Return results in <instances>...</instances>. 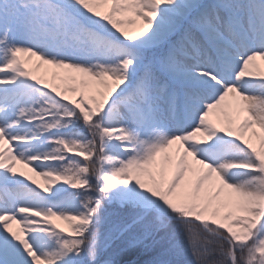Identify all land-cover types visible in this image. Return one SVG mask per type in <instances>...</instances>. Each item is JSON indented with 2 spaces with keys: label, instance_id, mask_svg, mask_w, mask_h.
Listing matches in <instances>:
<instances>
[{
  "label": "snow or ice",
  "instance_id": "6c2138e0",
  "mask_svg": "<svg viewBox=\"0 0 264 264\" xmlns=\"http://www.w3.org/2000/svg\"><path fill=\"white\" fill-rule=\"evenodd\" d=\"M0 264H264V0H0Z\"/></svg>",
  "mask_w": 264,
  "mask_h": 264
},
{
  "label": "rangeland",
  "instance_id": "374dc122",
  "mask_svg": "<svg viewBox=\"0 0 264 264\" xmlns=\"http://www.w3.org/2000/svg\"><path fill=\"white\" fill-rule=\"evenodd\" d=\"M46 68H47V66H46ZM44 69H41L40 70V72H38V73H36L37 75H44ZM53 71H62V70H55V69H50V68H48V73H49V76H48V79H49V81H50V74H51V72H53ZM51 82V81H50ZM16 169H17V171L18 172H25V173H27L28 175H32L31 173H29L28 172V169L27 168H25L23 165H17L16 166ZM34 179H36L39 183H41V184H43L44 182L42 181V180H40V178L39 177H33ZM55 223H57V224H62L65 228L67 227L66 226V224H65V222H63V221H55ZM17 226L16 225H13V228H16Z\"/></svg>",
  "mask_w": 264,
  "mask_h": 264
},
{
  "label": "trees",
  "instance_id": "16d2710c",
  "mask_svg": "<svg viewBox=\"0 0 264 264\" xmlns=\"http://www.w3.org/2000/svg\"><path fill=\"white\" fill-rule=\"evenodd\" d=\"M60 226L64 227L62 224H60Z\"/></svg>",
  "mask_w": 264,
  "mask_h": 264
},
{
  "label": "bare ground",
  "instance_id": "6f19581e",
  "mask_svg": "<svg viewBox=\"0 0 264 264\" xmlns=\"http://www.w3.org/2000/svg\"><path fill=\"white\" fill-rule=\"evenodd\" d=\"M215 118V117H214Z\"/></svg>",
  "mask_w": 264,
  "mask_h": 264
}]
</instances>
